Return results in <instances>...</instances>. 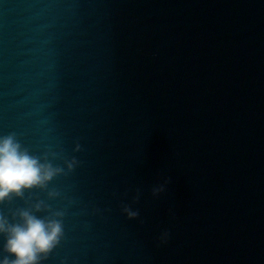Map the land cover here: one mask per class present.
<instances>
[{
    "label": "water",
    "instance_id": "water-1",
    "mask_svg": "<svg viewBox=\"0 0 264 264\" xmlns=\"http://www.w3.org/2000/svg\"><path fill=\"white\" fill-rule=\"evenodd\" d=\"M53 170L0 201L56 221L35 264H264V0H0V138Z\"/></svg>",
    "mask_w": 264,
    "mask_h": 264
},
{
    "label": "clouds",
    "instance_id": "clouds-1",
    "mask_svg": "<svg viewBox=\"0 0 264 264\" xmlns=\"http://www.w3.org/2000/svg\"><path fill=\"white\" fill-rule=\"evenodd\" d=\"M52 174L49 166L21 151L13 137L0 138V201L12 193L19 194L23 188L43 184ZM21 216L23 225L8 229L6 248L16 256L11 264H35L38 253L46 252L55 243L61 227L56 221L45 222L26 211ZM5 229V221L0 218V231ZM0 264H9V261L5 258Z\"/></svg>",
    "mask_w": 264,
    "mask_h": 264
}]
</instances>
